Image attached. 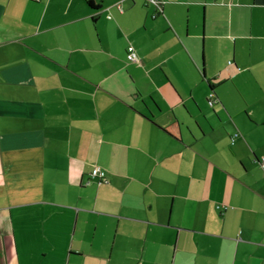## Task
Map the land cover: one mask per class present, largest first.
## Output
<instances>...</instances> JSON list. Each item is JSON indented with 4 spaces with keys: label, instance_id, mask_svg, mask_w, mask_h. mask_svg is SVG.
Returning <instances> with one entry per match:
<instances>
[{
    "label": "crops",
    "instance_id": "1",
    "mask_svg": "<svg viewBox=\"0 0 264 264\" xmlns=\"http://www.w3.org/2000/svg\"><path fill=\"white\" fill-rule=\"evenodd\" d=\"M162 1L0 0V264H264V0Z\"/></svg>",
    "mask_w": 264,
    "mask_h": 264
},
{
    "label": "built area",
    "instance_id": "2",
    "mask_svg": "<svg viewBox=\"0 0 264 264\" xmlns=\"http://www.w3.org/2000/svg\"><path fill=\"white\" fill-rule=\"evenodd\" d=\"M128 50H129L128 57L131 60H137L138 57H137V54H136L135 47L133 45H130ZM93 167L94 168L90 172V178H94V179L95 178H98L99 181H102V180H106L107 179L106 170L104 168H101V166H99V165H96V166H93ZM87 181L90 182L89 179Z\"/></svg>",
    "mask_w": 264,
    "mask_h": 264
},
{
    "label": "trees",
    "instance_id": "3",
    "mask_svg": "<svg viewBox=\"0 0 264 264\" xmlns=\"http://www.w3.org/2000/svg\"><path fill=\"white\" fill-rule=\"evenodd\" d=\"M155 7H156V9H157V11L156 12H160L162 9H163V1L162 0H149ZM92 6H94L95 8H98V6L93 2V1H90L89 2ZM130 45H133V44H130ZM129 45V46H130ZM129 46H128V49H129ZM134 46V45H133ZM135 47V46H134ZM128 49H126L127 50V59H128V61H139V57H138V53H137V50H136V54H137V60H131L129 57H128V55H129V50ZM135 49H136V47H135ZM217 95H216V93H214V92H210V94H209V96H208V100H209V103L211 104V105H214L217 101L214 99L215 97H216Z\"/></svg>",
    "mask_w": 264,
    "mask_h": 264
},
{
    "label": "rangeland",
    "instance_id": "4",
    "mask_svg": "<svg viewBox=\"0 0 264 264\" xmlns=\"http://www.w3.org/2000/svg\"><path fill=\"white\" fill-rule=\"evenodd\" d=\"M211 105V104H210Z\"/></svg>",
    "mask_w": 264,
    "mask_h": 264
}]
</instances>
